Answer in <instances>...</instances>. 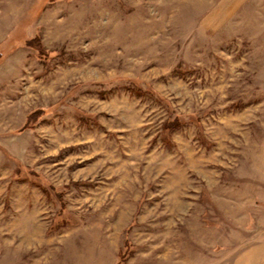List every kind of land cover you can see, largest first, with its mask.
I'll use <instances>...</instances> for the list:
<instances>
[{
    "label": "rangeland",
    "instance_id": "374dc122",
    "mask_svg": "<svg viewBox=\"0 0 264 264\" xmlns=\"http://www.w3.org/2000/svg\"><path fill=\"white\" fill-rule=\"evenodd\" d=\"M0 264H264V0H0Z\"/></svg>",
    "mask_w": 264,
    "mask_h": 264
},
{
    "label": "trees",
    "instance_id": "16d2710c",
    "mask_svg": "<svg viewBox=\"0 0 264 264\" xmlns=\"http://www.w3.org/2000/svg\"><path fill=\"white\" fill-rule=\"evenodd\" d=\"M170 124H172V123H170ZM130 248H131V244L129 242H127L126 245H125L126 251H129Z\"/></svg>",
    "mask_w": 264,
    "mask_h": 264
}]
</instances>
